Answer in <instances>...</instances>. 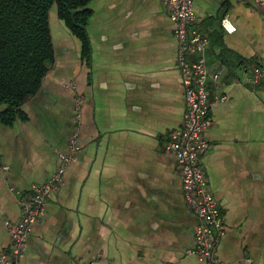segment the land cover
Wrapping results in <instances>:
<instances>
[{
    "label": "crops",
    "instance_id": "1",
    "mask_svg": "<svg viewBox=\"0 0 264 264\" xmlns=\"http://www.w3.org/2000/svg\"><path fill=\"white\" fill-rule=\"evenodd\" d=\"M88 49L52 9L55 60L39 92L8 119L0 105V253L7 222L22 215L34 184L49 181L82 105L81 149L47 198L22 264H208L191 250L197 218L181 168L166 149L184 124L174 23L164 0H91ZM193 27L209 37L205 56L217 81L203 170L226 231L224 264H264V8L251 0H194ZM237 26L227 32L220 19ZM0 264H5L0 259Z\"/></svg>",
    "mask_w": 264,
    "mask_h": 264
},
{
    "label": "built area",
    "instance_id": "2",
    "mask_svg": "<svg viewBox=\"0 0 264 264\" xmlns=\"http://www.w3.org/2000/svg\"><path fill=\"white\" fill-rule=\"evenodd\" d=\"M264 8V0H251ZM174 23L177 39V67L184 87L186 113L184 124L168 136L166 149L174 154L181 168L183 192L186 201L197 218L195 246L191 253L208 264H224L216 255V248L225 234L226 225L217 198L208 187L203 170L204 155L209 150L206 131L210 125L209 112L227 96L212 98L209 83L217 81L218 72L211 74L205 56L209 37L193 27L194 0H164ZM227 32H235L237 26L225 15L220 19ZM264 75L263 67H255L246 78L256 83ZM83 99L76 97L74 133L69 141V152L61 156V163L44 183L34 184L32 194L22 201V215L18 222L7 226L11 235L10 254L0 253L5 264H22L25 248L33 226L46 214L47 198L56 192L63 182L67 168L77 160L81 149Z\"/></svg>",
    "mask_w": 264,
    "mask_h": 264
},
{
    "label": "trees",
    "instance_id": "3",
    "mask_svg": "<svg viewBox=\"0 0 264 264\" xmlns=\"http://www.w3.org/2000/svg\"><path fill=\"white\" fill-rule=\"evenodd\" d=\"M91 0H0V105L14 119L36 95L55 60L51 11L88 49Z\"/></svg>",
    "mask_w": 264,
    "mask_h": 264
},
{
    "label": "rangeland",
    "instance_id": "4",
    "mask_svg": "<svg viewBox=\"0 0 264 264\" xmlns=\"http://www.w3.org/2000/svg\"><path fill=\"white\" fill-rule=\"evenodd\" d=\"M51 16H52V11H51Z\"/></svg>",
    "mask_w": 264,
    "mask_h": 264
}]
</instances>
